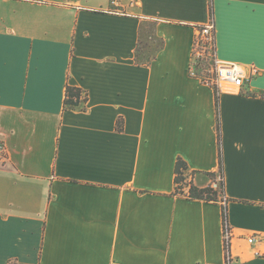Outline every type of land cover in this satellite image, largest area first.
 I'll use <instances>...</instances> for the list:
<instances>
[{"label":"crops","instance_id":"obj_1","mask_svg":"<svg viewBox=\"0 0 264 264\" xmlns=\"http://www.w3.org/2000/svg\"><path fill=\"white\" fill-rule=\"evenodd\" d=\"M211 22L216 59L258 70L219 90L221 145L189 75ZM0 141V264H226L222 203L176 193L220 149L234 264H264V0H0Z\"/></svg>","mask_w":264,"mask_h":264},{"label":"built area","instance_id":"obj_2","mask_svg":"<svg viewBox=\"0 0 264 264\" xmlns=\"http://www.w3.org/2000/svg\"><path fill=\"white\" fill-rule=\"evenodd\" d=\"M112 3L116 4V0H113ZM215 36H214V24L213 22L209 23L206 26L199 28L197 38L193 47V55L191 60V66L189 69V75L193 78L200 79L203 83L211 85L212 87L220 90L223 84H230L234 89H241L245 85V82L251 79L253 76L258 73L256 68H252L250 75H246V71L237 64L226 63L218 61L215 57L214 51ZM208 45L211 46L214 56V66H212V77H201L198 73L199 62L204 58L205 52L208 50ZM8 156L7 147L5 143L0 141V160L6 159ZM221 181H223L222 175L217 176V181L214 183V187L218 188ZM224 232V247H225V263L234 264V260L231 255V242L233 238L232 229L225 230ZM249 243H255L256 237L251 236L248 239ZM226 245L229 246V250H226Z\"/></svg>","mask_w":264,"mask_h":264},{"label":"trees","instance_id":"obj_3","mask_svg":"<svg viewBox=\"0 0 264 264\" xmlns=\"http://www.w3.org/2000/svg\"><path fill=\"white\" fill-rule=\"evenodd\" d=\"M83 91L80 88L68 86L66 89L64 108L65 109H76L79 107ZM216 101H217V110H218V138L219 145H221V122L219 115V91L215 88ZM121 128V126H119ZM223 161H222V152L220 149V174L222 175L223 181H221L218 188H215L214 185H209L205 188H199L192 183H188L186 187L184 185V173L183 170L186 169V164L183 161H179L176 167V193L182 195L190 200H200L206 202H221L222 203V217H223V227L225 230L230 229L229 216H228V202L229 200L225 197L224 190V173H223ZM213 181H215L216 174L209 175ZM187 189V191H186ZM226 250H229V246L226 245Z\"/></svg>","mask_w":264,"mask_h":264},{"label":"rangeland","instance_id":"obj_4","mask_svg":"<svg viewBox=\"0 0 264 264\" xmlns=\"http://www.w3.org/2000/svg\"><path fill=\"white\" fill-rule=\"evenodd\" d=\"M199 65L200 67H199L198 73L201 77H207V78L212 77V66H214V56H213V50H211L210 45H208V50L207 52H205L204 58L200 60ZM188 183L189 182H185L183 187H186Z\"/></svg>","mask_w":264,"mask_h":264}]
</instances>
